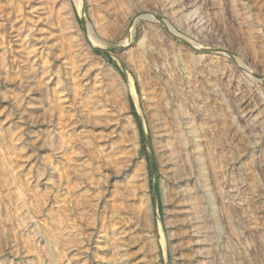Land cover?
<instances>
[{"label": "rangeland", "instance_id": "obj_1", "mask_svg": "<svg viewBox=\"0 0 264 264\" xmlns=\"http://www.w3.org/2000/svg\"><path fill=\"white\" fill-rule=\"evenodd\" d=\"M0 264H264V0H0Z\"/></svg>", "mask_w": 264, "mask_h": 264}]
</instances>
